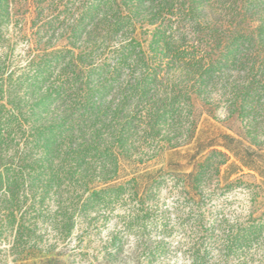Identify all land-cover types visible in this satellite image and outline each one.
Instances as JSON below:
<instances>
[{
    "label": "trees",
    "instance_id": "trees-1",
    "mask_svg": "<svg viewBox=\"0 0 264 264\" xmlns=\"http://www.w3.org/2000/svg\"><path fill=\"white\" fill-rule=\"evenodd\" d=\"M222 101L241 125L264 110V0H0V264L88 255L101 210L124 194L132 264H264V130L247 131L255 148L199 145L189 168H151ZM126 162L142 168L124 174ZM213 173L217 188L256 191L211 231L199 199Z\"/></svg>",
    "mask_w": 264,
    "mask_h": 264
},
{
    "label": "rangeland",
    "instance_id": "rangeland-1",
    "mask_svg": "<svg viewBox=\"0 0 264 264\" xmlns=\"http://www.w3.org/2000/svg\"><path fill=\"white\" fill-rule=\"evenodd\" d=\"M227 76L237 75L235 71H227ZM226 78V75H225ZM222 92H214L212 96L216 100H220ZM225 97H223L224 100ZM234 110H227L223 101L219 106L211 110L212 115L205 114L198 126L197 136L194 143L190 146H187L180 151H167L161 156V158L153 165L151 168H159L162 165L166 166V170L172 174L173 172H178L175 162H180L185 165V168H189L188 162L192 154L197 150L199 145L209 146L211 144L221 145L228 144L232 148L239 149L244 151L245 149L255 148L249 141H247V131L256 132L257 130H264V110H256L258 112L259 118L253 119L252 117H246L243 125H241L240 120H237V116L232 113ZM224 120V121H223ZM245 125V127H244ZM240 129L242 137L237 136L232 130ZM225 134L236 137L234 140L226 139ZM236 157L232 155L231 162H236ZM263 158H256L257 162L262 163ZM139 166L133 164L125 163L123 172L124 174H133L134 170ZM135 168V169H134ZM139 168H142L141 166ZM235 167H231V163L225 167V171L222 173L221 177L224 179L226 177L234 178ZM122 172V173H123ZM220 178L216 173H213L209 183L211 184V189L206 192L205 196L201 197L200 203L208 209V214L206 215V224L212 228L217 226L218 219H226L227 224H233L237 218L243 217L246 212L252 208L255 203L251 202V195L248 192L249 190L256 191V188L253 186L252 182L248 186V190H245L244 187H237L232 189L226 188H217V185L220 183ZM175 177L166 179L161 183L162 193H161V205L164 208L168 206L172 209L175 206L176 193L172 192L170 194L171 186H174ZM167 200L166 204H162L164 200ZM177 200V199H176ZM181 202H186V200H181ZM190 204V203H189ZM192 204V203H191ZM260 205L261 202L256 203ZM133 204L129 199V195H122L117 202L112 203L111 209L104 210L102 209L99 216L98 222L100 223L101 233L95 237L94 241L91 244H88L89 249H86L88 255H84L73 261L74 259L69 256V250L73 246H67L64 248L66 254L61 257L63 262H54L41 260L40 258H33L26 262L20 264H90L88 260H93L94 264H132V261H129V240L132 237L129 236V223L132 220L129 218V211L132 208ZM118 232L122 237L124 242L123 251L118 255L111 257L107 255L105 249V243L108 238L113 234L112 232ZM78 232H76L74 237H77ZM178 236L175 238V241L178 240ZM78 239L73 240V245L78 243ZM87 244V243H85ZM84 244V245H85ZM210 250L211 258H215L218 254L216 247ZM6 252H0V256L4 255ZM177 259V258H175ZM180 259V258H179ZM181 261V260H180Z\"/></svg>",
    "mask_w": 264,
    "mask_h": 264
}]
</instances>
